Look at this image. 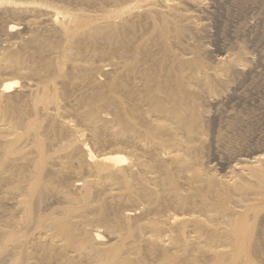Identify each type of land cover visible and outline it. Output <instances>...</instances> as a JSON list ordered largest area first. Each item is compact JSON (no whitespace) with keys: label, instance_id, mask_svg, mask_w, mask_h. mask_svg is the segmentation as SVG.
<instances>
[{"label":"rangeland","instance_id":"rangeland-1","mask_svg":"<svg viewBox=\"0 0 264 264\" xmlns=\"http://www.w3.org/2000/svg\"><path fill=\"white\" fill-rule=\"evenodd\" d=\"M34 1L40 5L27 11L10 8L14 6L9 3L18 0H7L0 9V88L3 79L10 76L22 85L1 99L0 120L6 98H14L10 102L29 113L32 101L47 86L51 100L39 104V113H47L58 101L64 104L55 117L47 113L49 116L40 121L46 136L43 137L47 152L45 177L48 204L50 210H55L53 220L68 224L77 237L99 230L104 236L114 234L112 237L119 239L74 252H68L65 240L61 248L55 245L52 251L46 244L41 245L45 259L40 264H103L97 256L111 248L112 252L120 251V259L127 264H218L216 256L206 251L189 255L184 251L186 247L180 245L183 248L177 249L174 240L183 245L184 241L175 231L163 234L167 235L163 246L160 242L164 238L149 244L142 237L161 236L166 226L159 225L160 231H156L152 224L161 223L166 215L181 217L183 211L178 205L182 198L195 208L188 207L189 211L218 221L224 213L217 209L213 213L206 211V207L214 208L218 202L217 197V201L208 198L210 185L238 181L239 178H234V167L264 155V0H185L180 10L192 21L189 24L179 18L171 22L168 52L151 43L143 47L139 59L154 64L166 61L176 65L189 55L187 69H192L196 81L193 79L191 85L190 125L178 130L177 136H164L154 143L137 139L133 134L122 135L111 119L107 120L109 115H123L133 104L118 86L116 72L103 77L98 72L100 65H96L91 82L86 75L66 66L72 52L67 48L72 42L50 21L55 13L60 23L66 13L91 14L94 10L91 0ZM47 6L53 11H48ZM8 20L23 27L20 31L25 35L23 41L19 39L20 32L8 31ZM9 55L24 60L19 64L22 67L19 73L10 71ZM219 58L227 61L220 62ZM28 83L32 89L25 90L23 85ZM92 111L97 115L92 116ZM80 131L86 135L81 141L77 137ZM82 142L98 152L126 158L123 166L112 171H132L134 176L128 178L130 185L122 178L114 180L96 174L81 150ZM167 180L175 181L174 188L166 184ZM134 193L138 196L136 200ZM128 213L134 215L132 219H126ZM122 223H126V228L132 227L131 237ZM245 242L248 252H242L241 257L237 256L241 253L235 249L237 246L226 242L222 264H264V205L251 221Z\"/></svg>","mask_w":264,"mask_h":264},{"label":"bare ground","instance_id":"bare-ground-1","mask_svg":"<svg viewBox=\"0 0 264 264\" xmlns=\"http://www.w3.org/2000/svg\"><path fill=\"white\" fill-rule=\"evenodd\" d=\"M6 1L0 0V9ZM62 1L53 0L54 3ZM184 1L91 0L94 9L91 14L85 12L82 14L80 11L66 13L60 23L58 13H55L50 21L51 26H59L68 42L69 40L72 42V45L70 43L67 49L73 53L71 52L69 55L71 57L69 65H66L72 71H78V73L86 75L85 78L90 79L94 69H97L96 65H100L99 75L109 76L113 72L118 75V86L124 90L126 98L133 104H130L123 115H109L107 120L111 119L112 124L119 128L122 135L133 134L138 137L137 139L154 143L164 136H177L178 130L190 125V113L193 109L191 85L194 74L192 69H187L191 60L189 55L176 65L168 64L166 61L154 64L150 60L139 59L141 50L144 46L146 48L148 43L168 52L166 49L168 34H170L168 26L179 18L186 22L191 20L187 13L180 10V5H183ZM9 5L14 6L10 7L12 10L27 11L40 4L34 0H18V3H9ZM46 8L48 11H53L49 6ZM7 28L10 33H17L23 27L19 28L12 20H8ZM19 35V39L23 41L25 35L22 36L21 32ZM225 60L226 58H222L220 62H225ZM8 61L11 63L10 71L19 73L22 68L19 64L24 63V60L9 55ZM100 78L102 79V77ZM114 82H112V87ZM1 83L0 104L6 94L22 86L20 80L14 76L3 79ZM23 86L25 90L31 88L30 83ZM51 95L47 86L44 87L43 92L36 95L32 101L33 108L29 113L12 104L10 101L15 100L14 98L11 100L6 98L1 111L0 264H40L45 259L41 245L46 244L52 251L55 245L61 248L64 240L68 246L66 248L68 252L85 249L87 251L88 245L96 247L97 245L101 246L103 242L119 240L118 237H112L114 234L107 237L99 230L89 231L87 235L77 237L68 224L53 220L52 213L55 210H50L48 204L49 190L45 177L47 152L44 145L46 139L44 140L43 137L46 138V136H44V129L40 126V121L43 116H49L46 115L47 113L53 114L52 117H55L64 104L58 101L47 113L46 111L39 113V104H47L51 100ZM96 115L97 113L94 111L92 116ZM107 120V124L111 123ZM165 123L168 124L167 128ZM65 126L68 128L69 124L65 123ZM78 134L77 137L80 141L86 136L81 131ZM81 150L96 174L114 180L122 178L125 183L130 185L128 178L134 176L132 171H128L129 169L112 171L117 166H123L126 158L112 156L114 154L107 151L98 152L85 142H82ZM233 173L234 178H239L238 181L214 182L210 185L211 193L207 189L208 185L206 188L208 190L206 195L208 196L210 193L209 199L217 201L215 197L218 198L216 206L214 208L206 207V211L213 213L214 209H217L219 213H224L218 221L209 218V216L189 211L188 207L192 208L193 206L188 199L182 198L179 199L180 205H178V208L181 207L183 211L182 216L181 214L178 215L181 217H177L176 214L166 215L161 223L156 221L152 224V228L156 231H160L157 229L159 225L166 226L165 231H161V236L159 235L156 239L153 236L142 238L149 244L150 242H160L164 238L160 242L163 246L167 240V235L164 237L163 234L175 231L177 233L175 235L184 241V245L175 240L176 243L171 242V245L172 243L174 246L176 244L177 249L186 247L184 251L189 255L198 250L206 251L216 256L218 264H222L224 260L222 262L220 260L222 257L224 258V248L228 242L230 245L238 247L235 249L241 253L237 252L239 253L237 256L241 257L242 252L243 254L248 252V249L245 248V239L250 231L251 221L256 218V212L261 211L264 205V155L253 158L252 162L246 161L243 166H235ZM166 184L174 188L175 181L167 180ZM77 187L79 188V186ZM131 192L133 193V189ZM133 195L136 200L138 196L136 193ZM234 197L239 200L233 199ZM208 203L212 202L208 200ZM133 216L132 213H128L126 219H132ZM124 224L126 223H122V227L127 230L128 237H131L132 227L128 225L126 228ZM170 238L169 236V241ZM191 240L194 241V244ZM111 249L96 255L98 261L103 264H127L120 259V251L112 252ZM170 256L169 259L167 258L168 261ZM86 257L88 256L86 255ZM192 261L194 263V260ZM94 262L96 261L94 260Z\"/></svg>","mask_w":264,"mask_h":264}]
</instances>
